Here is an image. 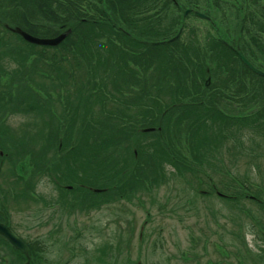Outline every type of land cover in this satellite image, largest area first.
<instances>
[{
	"label": "trees",
	"instance_id": "1",
	"mask_svg": "<svg viewBox=\"0 0 264 264\" xmlns=\"http://www.w3.org/2000/svg\"><path fill=\"white\" fill-rule=\"evenodd\" d=\"M156 1L159 0H34L43 16L54 23L60 22L58 27L52 28L32 22V17L25 10H17V18L15 16L12 20L15 26L34 36L54 38L68 31L64 40L55 46L27 41L13 29L15 26L11 28L3 23L4 30L23 45L53 51L52 59L45 64L47 67L58 69L59 62L70 60L73 64L68 69L67 77H50L48 87L43 80L34 82L37 62L30 59V53L24 54L19 47L5 50L9 52L4 53V56L0 52V77L7 76L6 83L10 85L9 91L0 92V132H6L1 119L7 110L34 112L41 120L37 134L43 145L37 152L43 161L39 162L33 150L39 142L30 140L34 142L30 150L24 146L25 138L14 135L11 139L22 146L17 149L14 144L8 145L6 139L0 137V176L4 162L9 161L12 177L20 179L22 186H26L20 190V194L15 193L24 200L32 199L29 192L31 188L34 189L35 179L27 180L22 176L30 173L33 178L36 175V181L39 182L45 176L50 179L47 173L52 171L56 174L52 181L57 184V195H51L53 198L59 197L58 202L63 203L62 207L70 206V199H67L68 203L63 202L66 194L77 192L96 195V210L105 205H118L123 213H117L123 215L129 228L117 233V237L122 239L134 229V212L129 205L138 207L140 203L145 207L148 204L151 212L157 209L160 212L167 211L170 215L176 212L170 204L172 198L168 193L171 191H181L182 196L176 204L185 203V207L189 208L188 200L194 203V196L210 197V194L215 193L232 209V214H228L226 220L231 224L238 222L240 226L242 222L250 224L254 240L264 242V221L257 222L255 214V211L264 213V170L260 169L264 154L259 151L262 139L253 137V131H249L261 128L260 133L264 136V76L242 62L233 48L225 45L221 35L206 34L205 46L201 45L193 30H190L187 39L180 38L185 26V12L189 9L194 13L203 12V7L216 6L218 9H215L222 14V20L226 18L224 9L229 12L234 10L238 21L241 12L246 9L247 14L241 18L243 23L253 24L264 32V20L260 19H264V7L259 8V0H235L230 5L220 0H168L169 6L163 7ZM251 6H255L260 15L250 10ZM172 8L182 14L176 15ZM171 11L173 17H170ZM62 12L71 16H63ZM207 16L205 20L216 27V21L209 13ZM241 28L243 33L244 24ZM172 29L177 30L170 33ZM216 33L221 34L222 31ZM239 40L236 41L238 44H233L234 47L238 46L255 67L264 71V67H259L254 61L261 56L252 46L255 45L264 56V38L250 33L247 28ZM7 47L9 44L4 41L2 48ZM229 50L237 59L230 58ZM4 58L16 61L17 67L12 70L5 67ZM28 60L34 63V72L31 71V64L27 65ZM233 60L241 64L243 71L233 67ZM81 70L83 73L79 75ZM246 74L251 76L252 84ZM28 86L31 89L36 86L38 90L34 92ZM4 88L8 86L5 84ZM13 93L14 100H19L16 105L8 100ZM162 93L170 95L174 102L165 103L161 98ZM181 93L182 96H176ZM95 103L96 108L93 109ZM57 105L61 111H58ZM132 110L140 111L130 115ZM91 114L101 117L99 125L85 121ZM77 116H80V126L84 132H78L81 137L92 138L94 128L98 131L101 124L111 132H102L108 135V139L96 137V163L99 162L96 175L91 170L83 169V166L81 172L71 167L78 174V180L69 184V180L64 181L68 179V170L59 171L58 165H54L52 160L50 165L46 155L51 151L48 149L50 145L56 143L57 154L62 155L61 160L64 162L80 165L81 159L88 163L87 155L80 156L84 154L82 151L78 152L73 147L64 151L66 140L60 136L64 130L73 134ZM166 117L167 120L164 119ZM87 129L91 132H87ZM126 130L131 132H124ZM110 138H113L114 144H110ZM122 141L125 143L121 147ZM109 145L116 147L113 146L114 151H108L110 153L106 156ZM227 152L234 155V159H223L222 156ZM52 155L55 153L52 152ZM27 156L32 169L25 173L23 163ZM238 156L250 160L246 165L248 172L245 176L235 174L232 167H228L232 160L237 163ZM214 162L220 163L219 167H214L217 177L210 170ZM46 163L52 167L49 168ZM33 167L42 172L34 171ZM249 171L256 177H250ZM197 183H204V188H197ZM75 184L78 185L76 188ZM6 194L9 195V191ZM6 194L0 185V214L7 210L9 196ZM158 195L162 196L163 203L153 204L158 200ZM146 197L152 200H145ZM244 202L250 203L254 209L246 207ZM73 205L74 202L71 203ZM108 216L114 214H105L104 219ZM250 217L254 223L248 221ZM114 222L118 224L117 219ZM257 225L260 226L259 231L256 230ZM28 246L30 254L31 249L44 251L39 241L28 243ZM14 250L21 254L16 248ZM98 251L100 254L96 252V257L100 261L107 250L103 245ZM259 252L262 253L256 256V260L264 262V247ZM137 264L142 262L138 260Z\"/></svg>",
	"mask_w": 264,
	"mask_h": 264
},
{
	"label": "rangeland",
	"instance_id": "2",
	"mask_svg": "<svg viewBox=\"0 0 264 264\" xmlns=\"http://www.w3.org/2000/svg\"><path fill=\"white\" fill-rule=\"evenodd\" d=\"M220 1L226 5H230L235 2V0ZM156 2L161 7L164 5L169 6L168 0H159ZM259 2V8L264 7V0H259ZM215 8L217 7L215 6ZM215 8L203 7V10L208 12L209 16H211V18L216 21H214L215 25L218 24L216 27L207 22L205 19L195 15L193 10H187L185 12V26L180 38L182 40L187 39L189 37V33L191 32L190 30H193L198 36V41L201 43V45L205 46L206 34L210 33L212 35L214 34V36L221 35L220 37H223L222 40L224 41L225 45L233 48V51H235L236 54L239 48L238 46L234 47V45L238 44L236 43L238 38L241 40V35H245L247 28L250 29V33L254 35H260V37L264 38V32L258 30L255 25L249 24V26L247 22L243 23L241 20L242 16L247 14L246 9L241 12V17L238 21L234 16V10L229 12L228 10L224 9L226 18L225 20H222L221 12L217 10L218 8ZM18 9L25 10L28 16L32 17V22L43 24L45 26H49L50 28H52V26L58 27L60 22L54 23L43 16L38 11L34 0H0V17L2 18V21H4L0 23V52L3 53L4 56V53L9 52L5 50H12L15 47H19L22 49V51H24V54L30 53V59L37 62L35 71L34 63L31 64L29 60L27 61V65L31 64V71H35L33 74L34 82L43 80L46 83V86L49 87V83L51 82L50 77L55 75L58 76V78L59 76L67 77L68 69L73 64V61L70 60L69 62L65 63L59 62L58 64L60 67L58 69L54 68V66L47 67L45 64H48L47 62L52 59L53 51L48 50L47 48L34 49L27 45H23L11 33L4 30L3 23L8 24L11 26V28L12 26L16 25V23L12 20L15 19V16L17 18ZM252 9L257 15H260L259 10H257L255 6H251L250 10ZM172 10L178 16L182 14L174 8H172ZM110 11H113V9H110ZM190 11H192V14ZM206 12L204 13L208 15ZM62 15L68 17L71 16L67 12H62ZM113 16L111 17L114 20ZM170 17H173L172 11ZM260 19L264 20L262 17H260ZM242 24H244L243 33L241 32ZM176 30L177 29H172L170 33H173ZM218 30L222 31V33L217 34L216 32ZM4 41L9 44V47L2 48ZM252 46H254V49H256L258 56H261L259 57V60L257 59L254 61L257 63V65H259V67H264L263 54L259 53L255 45ZM67 51L72 53L69 50ZM228 53H230L231 59H237L238 56L236 57L233 52H230L229 50ZM3 63H5V67H8L10 70H12L11 68L17 67L18 64L16 61L11 62L8 60V58H4ZM232 65L238 71H243V68L239 62L236 64V62L233 60ZM39 71L40 76L38 75ZM82 73L83 71L81 70L79 75ZM246 76L249 83L252 84L250 80L251 76L249 74H246ZM7 78V76L1 75L0 92L1 90H3V93L9 91L10 85L6 83ZM5 84L8 86L7 89L4 88ZM28 88L30 87L28 86ZM31 90L36 92L38 89L35 86ZM187 90L190 92V89ZM53 95L56 97L54 92ZM11 96L13 100H11V98L8 100L16 105L19 100H14L15 93H13ZM176 96L180 97L182 96V93L176 94ZM161 98L165 101V103L174 102L170 95H166L164 93H162ZM72 99L73 98H71V100ZM56 108H58V111H61V107L59 105H57ZM95 108L96 103L93 109ZM139 111L140 110H132L130 111V115L138 113ZM37 113L39 115V112ZM176 114L178 113L176 112ZM113 116L116 115L113 114ZM97 117L98 115L95 114L93 116V114H91L86 117L85 121L94 122L95 124L97 123L99 125V120H101V117ZM79 118L80 116L75 118V124L73 126L74 132L72 135L64 130V134L60 136L66 140V143L64 144V146H66L64 151L69 150L71 147L78 150V152L82 151L84 154H80V156L87 155L89 158L88 163H85L81 159H79L80 165L64 162L61 160L62 155L60 154L58 156L57 154L56 143L50 145L48 149L51 151H48L46 155L50 165H52V163L54 165H58V170L62 172L66 169L68 170V179L64 181L67 182V180H69V184H74L73 181L77 182L78 180V174L73 171L71 167H74L75 170H79L80 172L84 167L83 169L91 170L96 175V166H98L99 163H96V137L100 138V136H103L105 139H108V135L105 136V134L102 132H111L109 129L102 127L101 124V128L98 131L96 128H94V133L92 135L93 137L91 136L92 138L89 139L88 137H81L82 135L78 134V132H82L80 126L81 120ZM124 119L129 120L128 118ZM164 119L167 120L168 117ZM1 122L4 124L6 132L2 134L0 132V137L6 139L8 145L14 144L15 148H22V146H19L11 139L12 136L17 135L20 138H25L24 146L29 147L30 150L34 144V142H31L30 140L33 139L36 142H39L37 147L33 150H35L37 153L42 148V141L39 139L37 134V128L39 129L41 120L40 117L36 115V113H19L7 110L3 114V119H1ZM261 130V128H257L254 130L251 129L249 131H253L251 132L253 137H258V140L259 138L262 139L261 149L259 151L263 152L264 154V136L261 135ZM87 132H91V130L87 129ZM124 132L131 131L126 130ZM262 132H264V130ZM69 135L71 136L70 139H68ZM55 141L57 140L55 139ZM98 141L99 139H97V142ZM109 141L110 144H114L113 138H110ZM124 143L125 141H122L120 146L122 147ZM113 146L115 145L108 146V149L105 152L106 156L110 153H108V151H112L114 149ZM52 152H54L56 156L52 155ZM39 154L40 153H37V159L39 162H43L40 159ZM230 154L231 153L228 152L226 154L224 153L222 156L223 159L229 160L232 157L234 159V155ZM28 156L23 163V167L26 169L25 173H28L32 169L30 163L28 162ZM238 158L239 159L237 163H235V160H232L231 165H228V167L230 168L231 166L236 172L235 174L245 176L246 171L248 172L246 165L250 163V160L245 157L238 156ZM50 160H52V163ZM72 161L73 160H71V162ZM206 164L208 165V163ZM50 165L49 168L52 167H50ZM219 166L220 163L214 162L213 168H210V170L212 169L214 172L213 174L215 177H217V171L215 168ZM260 169L264 170L263 162L260 165ZM33 170L37 172L40 171L35 167H33ZM18 172L22 176L19 170ZM10 173L13 172L9 161L6 160L1 168L0 185L5 191V194L6 191H9L10 194H6L9 196V201L6 203V212L0 214V222L6 221L9 223L13 229L18 232L28 243H34L35 241H39L41 243V246H43L44 249L43 252L37 249H31L32 255L30 254V256L34 264H137L138 260H140L142 264H241L240 262H243V264H264V262H260V259L256 260V256L262 253L259 252V250L264 247V242L260 240L256 242L254 240L255 235L254 232L251 231L250 224L242 222L243 225L240 226L238 222L231 224L229 220H226L225 217L228 214H232V209L215 193L210 194V197L203 195L198 196L195 194L196 196H194L192 200H195L194 203L188 200L187 204H190L189 208L185 207V203L176 204V202H178L182 196L181 191H171L168 193L172 198L170 204H172L171 206L174 207L176 212L170 215L167 214V211L160 212L157 209H154L153 212H151L150 205L148 204H145L146 208L141 206L140 203L137 205L138 207L135 205H129L131 211L134 212V216L132 218L134 220V229L129 231L131 232L130 235L124 236V239H122L117 237V233L129 228L127 223H125V220H123V215L117 213H123L122 208H119L118 205H105L102 207V209L96 210V195L82 193V196L81 193L77 192L78 194H66V196L63 198V202L68 203L67 199H70V206H66L67 208L62 207L63 203L58 202L59 197L53 198L51 195H57V184L53 183L52 181L55 179L54 176L56 174H54L52 171L47 173L52 179H49L47 176H45L42 177L39 182L36 181V175L33 178H31L30 173L22 176L27 180L35 179L34 189L31 188L29 192V195L32 196V199L27 198V200H24L23 197L20 198L15 193L17 192L20 194V190L22 188L24 190L26 186H22L21 180L13 178ZM249 174L252 178L256 177L252 175L250 171ZM215 179L218 180L217 178ZM224 180H226V177H224ZM197 182L199 181L197 180ZM204 185V183H201V185L197 183L196 187L204 188ZM77 186L78 185L76 184L74 185L75 188ZM228 191L231 192L232 190L228 189ZM145 200L151 201L152 198L146 197ZM73 202L74 205L71 206V203ZM157 203H163L161 195H158V200L153 204ZM244 204H246V207L250 206L252 209H254L250 203L244 202ZM213 205L215 206L213 209H211ZM110 213L114 214L115 217L108 216L106 219H104V215ZM255 214L257 216V220L254 214L253 217L257 222L260 220L261 222L262 220L264 221V213L255 211ZM116 219L118 220V224L114 222ZM248 221L250 223H254L252 217H250ZM259 229L260 226L257 225L256 230L259 231ZM0 239L2 240V244L0 245V264H24L26 262V257L22 253L21 255L16 252L14 250L15 247L9 241H7V239L2 234H0ZM127 241L130 242L131 245H129V243L126 244ZM244 242H247L246 245ZM103 245L107 250V254L104 257H101L99 261L96 257V252H98L99 255L100 253L98 248ZM117 246H119V249H117ZM127 248L128 250H126ZM253 253H255V256H252Z\"/></svg>",
	"mask_w": 264,
	"mask_h": 264
},
{
	"label": "water",
	"instance_id": "3",
	"mask_svg": "<svg viewBox=\"0 0 264 264\" xmlns=\"http://www.w3.org/2000/svg\"><path fill=\"white\" fill-rule=\"evenodd\" d=\"M196 15L197 16H200V17H206L203 13H200V12H196ZM14 30L19 33L24 39H26L27 41H30L32 43H36V44H40V45H57L59 44L65 37L66 35L68 34V31L67 32H64L62 34H60L59 36L57 37H54V38H41V37H37V36H34L26 31H24L23 29L19 28V27H16L14 28ZM237 55L239 56V58L251 69L253 70L254 72H256L257 74L261 75V76H264V72L257 69L256 67H254V65L243 55L242 51L241 50H237ZM0 232H2L3 234H5L11 241L12 243H14L16 245L17 248H19L20 250H22L26 255H28V249L25 245V243L16 238L11 232H10V229L0 223ZM26 264H30V262H27Z\"/></svg>",
	"mask_w": 264,
	"mask_h": 264
}]
</instances>
